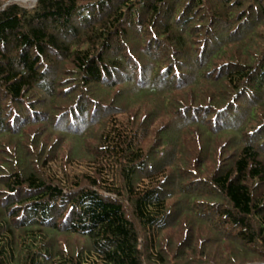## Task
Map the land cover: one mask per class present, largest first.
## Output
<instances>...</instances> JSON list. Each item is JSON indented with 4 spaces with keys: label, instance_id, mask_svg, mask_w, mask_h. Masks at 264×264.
Instances as JSON below:
<instances>
[{
    "label": "trees",
    "instance_id": "16d2710c",
    "mask_svg": "<svg viewBox=\"0 0 264 264\" xmlns=\"http://www.w3.org/2000/svg\"><path fill=\"white\" fill-rule=\"evenodd\" d=\"M181 4L37 0L30 9L0 4V264L264 262V0H190L180 10ZM225 8L228 13L219 15ZM204 9L216 19L218 42L203 64L207 39L193 56L187 49ZM221 21L241 36H225ZM219 59L226 64L215 80L201 74ZM65 68L71 75L62 77ZM67 78L75 84L59 85ZM200 82L208 84L209 94L204 101L194 92L198 104L188 105L185 90ZM147 98L156 103L140 122L141 143L123 142L121 191L96 188V179L86 178V186L64 193L46 177L53 160L111 153L115 140L103 142L104 125L92 139V127ZM156 109L172 121L143 146ZM131 122L138 128L137 118ZM206 122L212 129L224 124L233 140L232 154L221 161L218 151L205 178L201 159L184 156L181 131ZM66 144L67 155L61 153ZM159 176L158 184L138 190L142 180ZM111 192L117 197H109ZM170 228L181 238L174 247L165 238ZM59 236L82 246L62 247ZM226 242L232 251L212 257L211 247Z\"/></svg>",
    "mask_w": 264,
    "mask_h": 264
},
{
    "label": "rangeland",
    "instance_id": "374dc122",
    "mask_svg": "<svg viewBox=\"0 0 264 264\" xmlns=\"http://www.w3.org/2000/svg\"><path fill=\"white\" fill-rule=\"evenodd\" d=\"M186 1L189 2L190 0H180V2L182 3L180 10L182 9ZM11 3L19 5L20 7H23L26 9L33 8L36 4L35 1L32 3L31 0H19V1H12V2H9L8 0H0V4L2 5V7L8 4H11ZM207 11L208 9H204L201 12V15H204L205 17V18H202L203 24L201 25V27L198 26L195 32L192 33L193 38H191V42H190L191 45L189 46V49H187L190 55L192 54L194 50L198 51V49H200L201 51V48H200L201 41L202 39H207L205 46L203 48V51H205V53L202 51L203 52V57H202L203 64L206 63V60H207L206 57H208L209 52L218 42V38L213 37L214 28L216 27V19L214 18L215 20H213V17L211 15L212 13L208 14ZM219 12L220 13L218 14L221 16L224 13H228L226 8L224 11L219 10ZM233 13L239 14V13H236V11ZM219 27H221L220 30L224 31L225 36L228 37L231 35L230 37L234 40H236L237 37H240L242 34V31L236 32L233 29L230 31L227 24H223V21H221V25ZM195 35H198V36H195ZM235 49L233 48L229 55L234 54L237 51ZM261 50L257 51V54H259ZM196 54H198V52ZM229 55H227V57ZM237 55H239L238 52H237ZM191 60L192 62L194 61V59H191ZM225 60L226 59H219L217 61H214L213 63H211L212 67L209 70V72L203 71V73L201 74L205 73V75H207L208 78H211V80H215L216 77L219 76L217 72L220 66L226 64ZM192 67L196 68V66H192ZM60 69H61L60 67L59 69L53 68V70L56 72L57 70H60ZM60 73L62 77L66 75H71V71L69 69L60 71ZM67 82H71V84H75L74 80L67 78V81L65 80L63 82H60L59 85L66 84ZM196 84L197 83H195L194 86L189 88L188 91L185 90L184 92V99L188 105L192 104V100H194L193 99L195 95L194 92L200 93L199 96H201V100H204V101L206 99V97L203 98L205 96L204 93H206L207 95L209 94L208 92H209L210 87L208 88L207 83H201L202 85L199 87H198V84L197 85ZM180 97L177 96V98H180ZM198 101H199V98L196 97L194 100L195 104H198L197 103ZM154 103H156V101L147 98L144 101L139 102V104L134 105L132 110H129V112L118 113L116 115H112L108 117L106 120H104V122L101 121L99 123H95V125L92 127L93 132H92L91 138L95 139V136L98 134V132L102 130L101 126L104 125L103 126L104 127L103 142L106 141L108 138L114 139L116 141L115 142V141L110 140V142L114 143L113 148L110 150L111 153L106 154V156H104L103 154L94 156L93 160H88L87 158L76 160V157H73V159L71 160L68 159L66 162H64V160L62 159L53 160L51 162H48V164L46 165V168L44 169V173L46 177L48 179L57 181L61 185V187L65 189L64 193L66 192V190L73 189L76 185L86 186L84 184V181L86 180V178L96 179L99 185V186H96V188H101L103 190L104 188L107 187V189H110V190L117 189L121 191L118 173L124 161L123 152L125 149V144L123 142L126 141L127 143H131L134 146L139 145L141 143L143 134H142V131L139 125H140V122L142 121V118L149 117L153 114ZM157 110L158 109H156L154 113L155 122L150 126V129H149L150 135L147 138L148 141H146L143 144V146H145L148 143H152L153 139H155V137H153V133L156 131L159 132V127L165 126L166 123H170L172 121L171 116L165 113L157 114ZM132 117H135V119L137 118L138 120L137 123H139L138 128L134 126L133 123L131 122ZM209 117H210L209 120H211V115H209ZM212 126H213L212 123L206 122V123H203L201 126H193V127L186 128L183 131H181V133L183 134L181 136H183V142H185L184 145L186 146V150L184 151V156L187 157L190 155L188 157V160L196 159L197 161L198 157L201 159L200 162L203 165V167L201 168L202 169L201 171L203 174L201 175L205 178L208 176V174L212 172V170L215 167L214 163L217 160L218 151L221 154L220 156L221 161H222V158L226 160V157L232 154L231 152L232 144L231 143L233 140V136H231L229 133L225 131L226 126L224 124L222 125L221 123H218V126L214 127V129H212ZM200 127H203L204 130ZM206 131L210 135L208 140H205L204 133ZM53 138L60 139L61 135L60 136L56 135ZM86 138H89V136ZM87 141L88 139H86V142ZM14 142L16 141L11 142V144H14ZM88 143L89 145H92L94 143V140H90V142ZM115 144L118 146L115 147ZM197 146L199 147L203 146V148L206 146L207 149L205 150V152L202 153V151L200 150L201 148L198 149ZM69 148H70V145L66 144V146L63 147V150H62L63 152L61 153H64L65 155H67V153H69ZM162 178L163 176H159L156 179H152V178L144 179L141 181L140 185L138 186V190H142V189L145 190L146 188L155 186L156 184L160 182V180L162 181ZM108 195H110L109 197H111L112 199L117 197L116 194L112 192L108 193ZM126 206L128 207L127 203L125 204V207ZM175 230L176 229H172V228L167 229L166 230L167 234L165 237L166 239L170 237L173 240L174 242L173 247L181 241L179 234L178 233L174 234ZM57 242L61 244L62 247H64L66 244L69 246H73V244L75 243H76L75 245H77V247L79 246V248L80 246H82L81 241H78L77 239L73 237L66 238V237L59 236L57 238ZM231 246L233 245H231L230 242H226L224 244H218V245L214 244L211 247V252H213L214 255L211 254V256L214 257L216 256L215 254H218L221 256L224 254V252H226L227 254L229 253V251H232ZM221 258L225 261L227 260L226 255L222 256ZM237 258L240 259V257H237ZM248 261H251V262H248V263L246 262L245 264H264V262H260L258 259H254V258H251V260H248Z\"/></svg>",
    "mask_w": 264,
    "mask_h": 264
},
{
    "label": "water",
    "instance_id": "95a60500",
    "mask_svg": "<svg viewBox=\"0 0 264 264\" xmlns=\"http://www.w3.org/2000/svg\"><path fill=\"white\" fill-rule=\"evenodd\" d=\"M9 2H12V1H19V0H8ZM35 2H37V0H35Z\"/></svg>",
    "mask_w": 264,
    "mask_h": 264
},
{
    "label": "bare ground",
    "instance_id": "6f19581e",
    "mask_svg": "<svg viewBox=\"0 0 264 264\" xmlns=\"http://www.w3.org/2000/svg\"><path fill=\"white\" fill-rule=\"evenodd\" d=\"M35 0H31V2L33 3Z\"/></svg>",
    "mask_w": 264,
    "mask_h": 264
}]
</instances>
